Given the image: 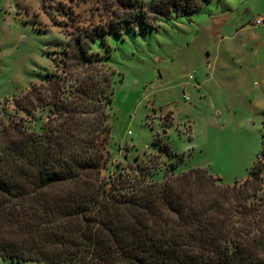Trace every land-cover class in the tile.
Segmentation results:
<instances>
[{"label":"trees","instance_id":"1","mask_svg":"<svg viewBox=\"0 0 264 264\" xmlns=\"http://www.w3.org/2000/svg\"><path fill=\"white\" fill-rule=\"evenodd\" d=\"M110 3L108 21L66 40V73L46 74L45 83L14 98L22 116L0 118V257L43 264H264L256 163L232 184L206 168L174 172L173 164L152 179L154 165L137 156L135 164L103 174L114 72L85 73L104 62L92 45L122 29L156 28L155 17H170L176 5ZM44 108L48 113L34 128L33 112ZM159 149L169 154L167 145Z\"/></svg>","mask_w":264,"mask_h":264},{"label":"rangeland","instance_id":"2","mask_svg":"<svg viewBox=\"0 0 264 264\" xmlns=\"http://www.w3.org/2000/svg\"><path fill=\"white\" fill-rule=\"evenodd\" d=\"M110 1L0 0L3 121L23 115L15 112L14 98L45 83L46 74L66 73V40L108 21L115 5ZM138 1L148 6L160 0ZM175 1L170 17H155L156 28L122 29L92 45L104 62L85 73L114 72L109 159L102 172L111 175L137 156L154 165L152 179L173 164L174 172L206 168L232 184L256 163L262 167L257 195L264 196V21L253 24L264 15V0ZM47 113L33 112L34 128ZM0 264L43 263L0 257Z\"/></svg>","mask_w":264,"mask_h":264},{"label":"built area","instance_id":"3","mask_svg":"<svg viewBox=\"0 0 264 264\" xmlns=\"http://www.w3.org/2000/svg\"><path fill=\"white\" fill-rule=\"evenodd\" d=\"M264 21V15H259L253 19V24L259 25Z\"/></svg>","mask_w":264,"mask_h":264}]
</instances>
